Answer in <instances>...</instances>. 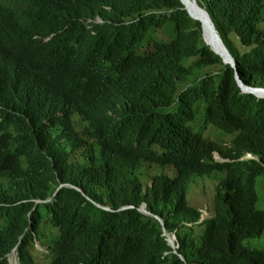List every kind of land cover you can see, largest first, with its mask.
I'll list each match as a JSON object with an SVG mask.
<instances>
[{
  "label": "trees",
  "instance_id": "trees-1",
  "mask_svg": "<svg viewBox=\"0 0 264 264\" xmlns=\"http://www.w3.org/2000/svg\"><path fill=\"white\" fill-rule=\"evenodd\" d=\"M192 2L238 72L184 0H0V264H36L44 221V264H264V100L237 81L264 90V0Z\"/></svg>",
  "mask_w": 264,
  "mask_h": 264
},
{
  "label": "rangeland",
  "instance_id": "rangeland-1",
  "mask_svg": "<svg viewBox=\"0 0 264 264\" xmlns=\"http://www.w3.org/2000/svg\"><path fill=\"white\" fill-rule=\"evenodd\" d=\"M264 27V23L262 24ZM163 39H169L167 36L160 31L158 33ZM204 71V70H203ZM207 70L200 73H206ZM196 130L201 129L202 121L199 120L194 122ZM205 137H210V139H216V136L209 134L207 131L204 133ZM215 160L221 161L220 158H218L215 154ZM159 174H167L170 176H173V173L169 169H165L162 171L161 169L157 168H150L148 171V177L149 179L159 175ZM146 183H150L149 180L146 181ZM216 188V182L214 180L204 179V180H198L197 184L192 185L189 189V195H188V202L191 206L198 208L202 212V219H207L212 216L211 212V204H212V198L214 196ZM257 193L259 196V202L257 204L258 210H264V178H261L258 181L257 186ZM45 223V221H44ZM41 226V229L39 230V239L36 238L34 241V250L33 252V258L36 262V264H44L46 263V257L45 254L49 252V248L51 247V244L53 240L56 238L58 234V229L53 227L51 224L45 223ZM263 239L261 240H250L246 242L249 247L252 249H264V234Z\"/></svg>",
  "mask_w": 264,
  "mask_h": 264
},
{
  "label": "water",
  "instance_id": "water-1",
  "mask_svg": "<svg viewBox=\"0 0 264 264\" xmlns=\"http://www.w3.org/2000/svg\"><path fill=\"white\" fill-rule=\"evenodd\" d=\"M184 4H185V9L191 14V12H190L189 8L187 7L186 3H184ZM196 6H197V9L203 14L204 19H205L204 21H205L206 25H208L211 28V20H210L208 14L203 9H201L198 5H196ZM200 22H201V20H200ZM201 28H202L204 42L206 43L207 46H209L211 48V46L209 45V43L207 42V40L205 38V28H204V25H203L202 22H201ZM221 46H222V48L225 51V56L223 54H221V53H217L215 50L214 51L218 54V56H220L222 58L223 63H225V65L230 66L231 68H233L234 70H236L238 72V67H237L235 61L228 54V52L226 51V48L222 44H221ZM237 81H238L239 86H240V88L242 89V91L244 92L245 95H253V96H255V97H257V98H259L261 100H264V97H261L259 95V94H263L264 93V90H257V89H253V88L247 87L242 82L239 74H237ZM218 158H220V157H218ZM251 158H252V160H255L254 157H251ZM220 160H221V158H220ZM72 187H74V186H72ZM75 188H77V187H75ZM37 203H40V202H37ZM99 207H101V206H99ZM132 208H134V207H132ZM126 209H130V207H126V208H123L121 210H126ZM140 211L142 213H144L145 215L150 216V217H153V218H155L156 220H158L160 222V224L163 227L164 236L167 237V240H168V243H169L170 247L174 250L175 255H177V253H176V250L178 249V247L176 245L177 237H176V235H171L167 231V229L165 227V224H164L162 218H160L159 216H156V215H154V214H152V213H150V212H148L146 210H140ZM202 221H204V219H201L200 222H202ZM182 260L184 261V259H182Z\"/></svg>",
  "mask_w": 264,
  "mask_h": 264
},
{
  "label": "bare ground",
  "instance_id": "bare-ground-1",
  "mask_svg": "<svg viewBox=\"0 0 264 264\" xmlns=\"http://www.w3.org/2000/svg\"><path fill=\"white\" fill-rule=\"evenodd\" d=\"M184 2L186 3L187 7L189 8L190 12L195 13L194 15H196L203 23L204 28H205V38L207 40V42L209 43V45L211 46L212 49H214L217 53H221L225 56V51L222 48V46L220 44H218L212 37L211 32L209 30V26L206 25L205 23V19L203 14L197 9V6L195 3L192 2V0H184ZM261 97H264V93L263 94H259ZM11 263L12 264H18L17 261L14 259V257H11Z\"/></svg>",
  "mask_w": 264,
  "mask_h": 264
},
{
  "label": "clouds",
  "instance_id": "clouds-1",
  "mask_svg": "<svg viewBox=\"0 0 264 264\" xmlns=\"http://www.w3.org/2000/svg\"><path fill=\"white\" fill-rule=\"evenodd\" d=\"M105 209H106V210H110V209H108V208H105ZM14 255L17 256V263H18V254H17V252L14 253L12 256H14ZM12 256H11V257H12ZM11 257L9 258V263H10V264H12V263H11Z\"/></svg>",
  "mask_w": 264,
  "mask_h": 264
},
{
  "label": "built area",
  "instance_id": "built-area-1",
  "mask_svg": "<svg viewBox=\"0 0 264 264\" xmlns=\"http://www.w3.org/2000/svg\"><path fill=\"white\" fill-rule=\"evenodd\" d=\"M249 159H251L252 160V158L251 157H249ZM203 218V217H202ZM204 220H205V218H204Z\"/></svg>",
  "mask_w": 264,
  "mask_h": 264
}]
</instances>
